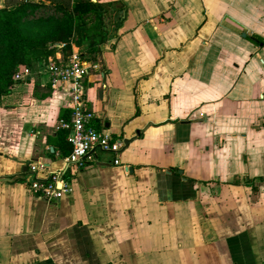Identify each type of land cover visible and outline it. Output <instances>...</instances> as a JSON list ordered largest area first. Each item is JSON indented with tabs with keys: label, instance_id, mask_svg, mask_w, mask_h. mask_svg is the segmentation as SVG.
<instances>
[{
	"label": "crops",
	"instance_id": "obj_1",
	"mask_svg": "<svg viewBox=\"0 0 264 264\" xmlns=\"http://www.w3.org/2000/svg\"><path fill=\"white\" fill-rule=\"evenodd\" d=\"M92 1L125 7L85 78L119 164L66 163L69 86L25 66L0 100V264H264V0ZM32 164L71 193L34 198Z\"/></svg>",
	"mask_w": 264,
	"mask_h": 264
},
{
	"label": "trees",
	"instance_id": "obj_2",
	"mask_svg": "<svg viewBox=\"0 0 264 264\" xmlns=\"http://www.w3.org/2000/svg\"><path fill=\"white\" fill-rule=\"evenodd\" d=\"M125 7L120 2L92 0H3L0 8V100L10 93L13 76L19 67H31L39 59H48L52 50L63 48L67 56L72 43L82 47L83 57L104 65L101 46L117 39L123 24ZM47 25L40 36L26 33V26ZM85 34L84 36H81ZM80 37V38H79ZM88 42V43H87Z\"/></svg>",
	"mask_w": 264,
	"mask_h": 264
},
{
	"label": "built area",
	"instance_id": "obj_3",
	"mask_svg": "<svg viewBox=\"0 0 264 264\" xmlns=\"http://www.w3.org/2000/svg\"><path fill=\"white\" fill-rule=\"evenodd\" d=\"M60 47L64 48L65 44ZM46 69L50 86H69V117L59 121V128L66 132L67 141L71 146L66 163L70 165L92 160L94 153L101 152L113 155L114 164L118 165V156L124 148L123 140L96 129L93 125L95 114L85 107L87 91L85 78L90 70H98L99 66L89 62L79 51L72 50L61 61L49 57ZM28 74L27 67H20L13 80H22ZM30 172L32 175L27 188L34 198L52 203L61 200L72 191L71 183L64 180L60 173L49 174L44 167L37 164L30 166ZM40 173L42 176L38 175Z\"/></svg>",
	"mask_w": 264,
	"mask_h": 264
},
{
	"label": "rangeland",
	"instance_id": "obj_4",
	"mask_svg": "<svg viewBox=\"0 0 264 264\" xmlns=\"http://www.w3.org/2000/svg\"><path fill=\"white\" fill-rule=\"evenodd\" d=\"M24 30H25L26 33H30V34H33L35 36H40V35H43L44 33L47 32L48 26L47 25H40V26H37V27L26 26L24 28ZM84 35L85 34H82L81 36H84ZM85 48H86V42H85V44H83V46L81 48H78V49H75V50L76 51H82V50H85Z\"/></svg>",
	"mask_w": 264,
	"mask_h": 264
},
{
	"label": "water",
	"instance_id": "obj_5",
	"mask_svg": "<svg viewBox=\"0 0 264 264\" xmlns=\"http://www.w3.org/2000/svg\"><path fill=\"white\" fill-rule=\"evenodd\" d=\"M121 13H124V12H121ZM126 145H127V142H126ZM66 170L67 168L63 171L62 176L66 173ZM0 181H2V179H0Z\"/></svg>",
	"mask_w": 264,
	"mask_h": 264
}]
</instances>
